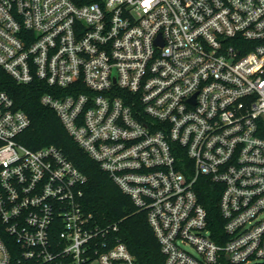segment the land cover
Returning a JSON list of instances; mask_svg holds the SVG:
<instances>
[{
  "label": "built area",
  "instance_id": "2783aa9c",
  "mask_svg": "<svg viewBox=\"0 0 264 264\" xmlns=\"http://www.w3.org/2000/svg\"><path fill=\"white\" fill-rule=\"evenodd\" d=\"M0 67L53 89L41 102L147 211L165 264H264V0H0ZM30 123L0 91V264H136L84 209L87 177L20 143Z\"/></svg>",
  "mask_w": 264,
  "mask_h": 264
},
{
  "label": "trees",
  "instance_id": "16d2710c",
  "mask_svg": "<svg viewBox=\"0 0 264 264\" xmlns=\"http://www.w3.org/2000/svg\"><path fill=\"white\" fill-rule=\"evenodd\" d=\"M73 1L83 5L92 0ZM0 91L7 92L15 106L30 118V126L19 136L20 143L32 150L55 145L87 177L83 207L100 226L117 224L118 230L112 232L113 243L121 241L126 244L136 264H165L161 244L148 221L147 211L135 205L132 198L69 135L56 112L41 102L42 95L53 92V89L41 81L20 84L0 67ZM197 190L209 213L213 237L219 242V236H224V221L218 207L220 187L202 178Z\"/></svg>",
  "mask_w": 264,
  "mask_h": 264
},
{
  "label": "rangeland",
  "instance_id": "374dc122",
  "mask_svg": "<svg viewBox=\"0 0 264 264\" xmlns=\"http://www.w3.org/2000/svg\"><path fill=\"white\" fill-rule=\"evenodd\" d=\"M186 249H188V250H191V248H190V247H188V246H186Z\"/></svg>",
  "mask_w": 264,
  "mask_h": 264
}]
</instances>
